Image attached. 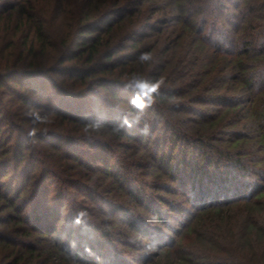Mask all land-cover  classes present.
I'll return each instance as SVG.
<instances>
[{"label":"trees","instance_id":"obj_1","mask_svg":"<svg viewBox=\"0 0 264 264\" xmlns=\"http://www.w3.org/2000/svg\"><path fill=\"white\" fill-rule=\"evenodd\" d=\"M135 176L223 196L196 208L225 234L214 257L264 264V0H0V264H126L104 236L163 241L136 212L162 193ZM108 190L130 216L105 227L80 210ZM160 244L143 264L207 257Z\"/></svg>","mask_w":264,"mask_h":264},{"label":"rangeland","instance_id":"obj_2","mask_svg":"<svg viewBox=\"0 0 264 264\" xmlns=\"http://www.w3.org/2000/svg\"><path fill=\"white\" fill-rule=\"evenodd\" d=\"M213 109V108H212ZM190 128V126H188ZM189 128H185V129H189ZM164 132L161 131H156V135L160 134L163 137H168ZM246 146H250V144L252 145V142H246ZM175 140L172 142L170 140H168V142L166 143L164 149L166 151L167 154H170L172 152V150L174 149L175 152L177 151V148H175ZM178 151H180L181 147H183V143L180 140V143L178 144ZM154 146H152L150 149H154ZM197 147V146H196ZM195 147V149H196ZM199 156V154H197ZM196 156V155H195ZM190 156V158L192 159V161L194 160V162L196 161V159L198 158ZM252 158V157H250ZM252 159H250L251 161ZM197 162V161H196ZM135 174L134 171H130L129 172V176L132 177ZM132 175V176H131ZM140 178H137L136 176L134 177L135 179L137 178V181L140 182V184H144L145 186H143L145 188V191H143V195L145 196L144 199H150L157 196V194L155 195V193L158 192V195H160V193H162L161 198L163 199V201L161 203V198H154V210L150 209L148 206L147 208H138V210L136 209V212L140 213L141 215H146L147 216V224L149 225V227L151 228V230L154 232L155 237H160L161 240L163 241H159L158 243L155 242L154 240H148L146 239L144 236L140 235L135 236L137 241H134L135 243L131 246V247H125L120 240H117V236L116 239L114 240H108V237L104 236V238L100 235L101 232L98 231L97 232V236L101 237V240L103 238V241L105 243V247L103 252H107L109 248V246L114 247V248H118L119 251L121 253H123V255H120L123 259H125L126 264H143L145 257H147L149 254L150 255H154L156 256V249L158 245H162L160 243H164V244H173L172 245V249H175L176 252H174L173 257H175L178 254H182V253H190V255H194L196 253V251H199L197 253H201L203 252L204 255H207V257H200V264H221V261H218L219 259H216L214 257V253L216 251H221V249H223V242L225 240V234L222 233L221 230H219L218 228L214 229L216 230V236L215 238H217V240L213 239L210 240L208 239L209 237L205 236L204 237V233L201 230L203 228V225L205 224V222L207 220H209L212 216H216L215 214V210H213L214 208H210L207 209V211L204 210H198L196 209L197 207L200 208L202 207V205H207L209 203H223L224 197L222 196L221 198L223 199H218L217 201H211L210 198H208L207 200H203L200 198H196L197 193L194 192L193 189H191L190 185H182L179 183V181H174L172 179L171 181L169 180H163L161 185L164 184H168V186H170V191L171 193H165V192H161V188L160 191L158 189V191H154V189H150L149 187H151V183L153 181L152 177L148 178L147 180L145 179L144 176H139ZM144 181V183H143ZM138 185V183H137ZM148 186V187H147ZM152 188V187H151ZM137 190H139V188H137ZM102 192V191H101ZM145 192V193H144ZM187 193V194H186ZM104 196H107L108 199H106L107 203H93V202H82V205L86 206V212L88 214H85V210L83 211L82 209L80 211L82 215H84L86 218H88L90 221L94 222L97 225L100 226H107L105 223L106 221H109V217L111 216L110 214L117 216L118 218H121L120 222L122 221H126L128 220V216H130V212H128L127 214H125V211L121 212L120 210H113V206H110V202L109 201H114L117 200V202L120 203H125V200L121 197H117L116 196V192H110L108 191H104L103 192ZM260 197V196H258ZM262 197V196H261ZM260 197V198H261ZM98 203V204H97ZM128 204V203H127ZM130 204H128L129 207ZM238 204H231V205H227L224 208L225 209H237L239 206H237ZM96 207V208H95ZM134 211L135 208H133L134 206H130ZM215 207V206H214ZM100 208V210H99ZM155 208L159 210V214L161 215L158 219L157 216L154 214ZM245 209L248 211L249 207H245ZM89 212H97L95 216H91L89 215ZM113 212V213H112ZM116 212V213H114ZM226 213V212H225ZM110 215V216H108ZM108 216V217H107ZM144 218V217H143ZM65 222V221H62ZM103 224V225H102ZM121 224V223H120ZM184 225V226H183ZM208 225V224H207ZM233 228V227H232ZM218 232V233H217ZM132 234H130L131 236ZM121 236V235H120ZM228 236V235H227ZM121 239L123 241H125L126 239L124 238H118ZM144 239V240H143ZM156 239V238H155ZM139 241V242H138ZM148 245V246H147ZM226 245V244H225ZM189 250V251H187ZM191 250V251H190ZM155 254H154V253ZM202 254V253H201ZM188 256H190L189 254H187ZM196 256H202V255H195ZM94 257H98L97 255ZM217 257H221V256H217ZM204 259V260H203ZM98 260V259H97ZM104 255L103 257H101L98 260V264L102 263V261H104ZM199 260V259H198ZM167 261V258H165L162 261V264ZM160 264V263H159Z\"/></svg>","mask_w":264,"mask_h":264},{"label":"clouds","instance_id":"obj_3","mask_svg":"<svg viewBox=\"0 0 264 264\" xmlns=\"http://www.w3.org/2000/svg\"><path fill=\"white\" fill-rule=\"evenodd\" d=\"M38 119H39V117H38ZM31 135V134H30Z\"/></svg>","mask_w":264,"mask_h":264}]
</instances>
